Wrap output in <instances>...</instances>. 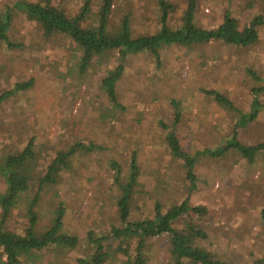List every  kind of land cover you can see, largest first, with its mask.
Returning a JSON list of instances; mask_svg holds the SVG:
<instances>
[{"label": "rangeland", "instance_id": "1", "mask_svg": "<svg viewBox=\"0 0 264 264\" xmlns=\"http://www.w3.org/2000/svg\"><path fill=\"white\" fill-rule=\"evenodd\" d=\"M15 1L18 0H0V15ZM169 1L175 6L169 23L177 27L186 0ZM83 2L63 0L62 4L75 13ZM196 2L195 22L202 27L216 25L226 9L240 28L252 16L262 15L263 23L257 27L258 41L247 48L218 42L163 46L160 67L148 51L129 53L116 84L122 105L116 109L98 85L106 68L117 64L116 51L98 58L90 73L82 76L77 60L81 52L72 48L67 37H43L35 21L12 8L8 35L12 42L22 46L11 49L0 42V87L7 88L29 76L34 81L31 87L18 91L14 98L0 105V163L1 155L14 152L30 136L42 145L45 162L49 160L50 146L63 147L70 139L103 146L88 153L78 151L72 167L60 173L56 185L42 192L37 206V223L44 227L61 201L64 231L81 237L77 246L56 252L41 250L29 259L22 255L19 264H77L76 257L89 250L83 238L87 229L100 234L111 224L121 226L115 202L120 190L114 182L110 161L121 164L123 177L133 151L140 175L135 187L139 190L130 208L132 217L152 216L154 199L165 208L169 202L180 203L188 197L190 203L207 209L204 216L196 218L208 235L203 240L204 247L228 264H254L253 260L264 257V151L252 162L234 148L220 156L199 155L194 168L196 187L188 192L181 161L169 153L158 125V118L171 121L173 110L169 100L175 98L182 106L176 132L183 148L191 154L232 138L245 144L264 141V110L253 122L233 130L240 114L228 113L199 91L201 87L216 88L238 107L249 108L251 87L263 81L253 77L248 69L264 76V0ZM99 3L100 0H89L92 20L97 19ZM124 15H129L134 35L152 33L159 27L155 0H114L109 25L117 26ZM259 98L264 100V90ZM4 185L0 178V190ZM13 207L12 216L5 221L16 219L14 225L21 226L26 221L22 217L24 201L19 200ZM169 243L166 235L148 239L143 249L145 264H169ZM133 246L128 249L132 256ZM0 264H8L1 252ZM106 264L130 263L118 253Z\"/></svg>", "mask_w": 264, "mask_h": 264}, {"label": "trees", "instance_id": "2", "mask_svg": "<svg viewBox=\"0 0 264 264\" xmlns=\"http://www.w3.org/2000/svg\"><path fill=\"white\" fill-rule=\"evenodd\" d=\"M158 10L159 27L155 32L134 35L130 27L129 15H124L117 26H110V13L114 0H100L97 9V19L90 18L89 0L75 12L63 7V0H18L15 1L0 15V42L7 48H19L22 43H14L8 35L12 19V8L22 11L27 19L35 21L42 29L45 38L62 35L68 38L72 48L80 51L78 55V73L82 76L90 73L98 58L116 51L118 62L114 67H108L103 76L99 77L100 92L103 93L113 109L121 108L116 84L122 77L124 58L129 53L150 52L156 66L162 65L160 49L163 46L176 44L183 47L192 45L223 43L234 47L247 48L255 44L258 39L257 27L263 23L262 15H254L242 28L237 19L229 10H224L221 21L213 27H202L195 22L196 0H186V8L182 14V21L177 27L169 23V16L175 6L169 0H155ZM89 17V18H88ZM77 67V66H76ZM253 77L263 81L262 84L251 87L252 98L249 108L244 110L238 107L223 91L213 87H201L199 91L209 100L221 106L230 114H240L233 130L246 123L253 122L260 111L264 110V100L259 93L264 90V76H257L248 69ZM81 77V76H79ZM252 77V76H251ZM34 78L27 77L17 80L9 87H0V105L5 100L14 98L18 91H25L31 87ZM172 106V119L170 122L158 118V125L163 132V140L169 153L181 161L183 175L188 181L187 190L190 192L196 187L195 163L199 155L209 154L220 156L229 149L234 148L248 162L264 151V141L257 144H245L234 138L214 148H205L191 154L180 143L176 126L182 114L181 101L175 98L169 100ZM234 139V140H233ZM42 145L35 143L33 137L12 153L1 155L0 178L4 187L0 190V252L6 255V263L21 262V256L28 259L35 252L69 250L75 248L81 237L64 231V207L60 201L54 209L49 223L40 227L37 223L40 196L42 192L56 185L62 171L72 167L73 157L78 151L88 153L103 147L92 141L84 142L81 139H70L63 147L50 146L49 160L45 162L41 153ZM114 169L113 179L119 188L116 197V212L121 226L111 224L100 234L89 228L83 238L87 245V253L77 256V264H106L113 254L125 255L130 264H145L143 253L148 239L166 235L169 238L168 260L169 264H228L217 256L212 250L204 247L203 240L207 233L196 222L197 217L207 213L203 205L192 204L188 197L180 203L169 202L163 208L158 199L153 202V215L136 218L130 215L135 187L138 185L140 168L137 164L135 151L130 155L128 170L125 176H120L122 167L119 162L110 161ZM3 191V192H2ZM24 201L22 217L25 223L14 225L16 219L6 222L12 216L13 206ZM264 217V211H262ZM177 225H181L178 227ZM135 244V254L132 256L129 248ZM56 256L59 255L55 253ZM254 264H264V257L253 260Z\"/></svg>", "mask_w": 264, "mask_h": 264}]
</instances>
